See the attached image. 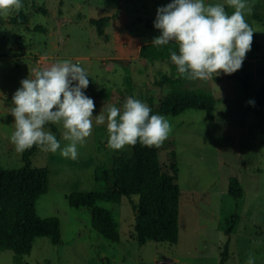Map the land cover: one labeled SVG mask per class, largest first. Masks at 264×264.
<instances>
[{
  "label": "rangeland",
  "instance_id": "rangeland-1",
  "mask_svg": "<svg viewBox=\"0 0 264 264\" xmlns=\"http://www.w3.org/2000/svg\"><path fill=\"white\" fill-rule=\"evenodd\" d=\"M19 11L29 19L14 24L0 15V166L15 169L24 165L23 153L15 151L10 137L14 117L10 114L12 96L20 81L41 67L70 60L88 74L86 96L95 103L93 115L103 106L123 110L128 97L147 105L157 103L171 87L156 86L162 74L177 76L171 62L141 59L140 46L161 33L154 27L157 9L173 0H21ZM234 8L226 0H204ZM253 13L245 14L253 29L251 51L241 70L214 79L188 80L187 88L210 93L217 101L212 112L186 109L168 118L171 133L159 147L161 163L168 169L176 162V183L180 189L179 235L175 243L135 239L134 212L127 197L120 202L98 200L117 223L119 242L104 238L91 224L88 208H74L67 196L77 191L104 188L97 178L111 171L120 161L132 156L131 146L123 150L107 147L105 125L93 122L92 135L78 145V158L72 160L38 149L31 166L48 170V191L36 203L37 214L55 216L60 222V243L37 238L24 264H164L170 258L177 264H220L227 246L225 264H246L252 254L255 264H264V107L250 110L256 92L264 84V0H246ZM45 10V11H44ZM106 19L99 31L98 21ZM38 27V29H35ZM215 76V74H214ZM248 80L247 88L242 79ZM105 109V115H106ZM45 126L56 135L61 149L68 141L63 129ZM172 152L176 156L173 157ZM236 179L242 195L236 199L228 192ZM134 202L138 197L132 196ZM13 251H0V264H13Z\"/></svg>",
  "mask_w": 264,
  "mask_h": 264
},
{
  "label": "clouds",
  "instance_id": "clouds-1",
  "mask_svg": "<svg viewBox=\"0 0 264 264\" xmlns=\"http://www.w3.org/2000/svg\"><path fill=\"white\" fill-rule=\"evenodd\" d=\"M226 4L235 9L232 14L226 12L224 4L206 6L204 0H173L157 9L154 27L161 34L152 45L178 46L179 54L171 51L170 59L181 77L207 81L221 73L232 75L241 70L254 34L245 14L251 15L254 6L246 0H226ZM23 7L21 0H0V15L19 13ZM20 85L10 107L14 117L10 142L18 153L36 146L53 154L60 150L61 156L76 160L78 145L86 144L94 121L96 125L106 124L110 150H123L138 142L158 148L172 130L167 117L150 115L152 109L147 103L131 96L122 111L104 105L100 114L94 116V100L84 93L89 86L88 74L70 60L42 66L21 80ZM46 125H60L67 145L61 149L56 135ZM246 264H255L252 254Z\"/></svg>",
  "mask_w": 264,
  "mask_h": 264
},
{
  "label": "trees",
  "instance_id": "trees-1",
  "mask_svg": "<svg viewBox=\"0 0 264 264\" xmlns=\"http://www.w3.org/2000/svg\"><path fill=\"white\" fill-rule=\"evenodd\" d=\"M45 11V10H44ZM14 24H27L29 19L19 13L11 19ZM106 19L95 21L99 31ZM38 29V27H35ZM171 51L178 52V46H154L152 42L140 46L138 56L143 60L169 62ZM54 63V61H53ZM45 62L41 63V67ZM189 79L178 73L173 77L162 74L154 81L156 86L168 84L170 91L158 100L149 102L151 114L179 115L186 109L213 111L214 97L198 88H187ZM245 88L248 80L242 79ZM264 107V84L256 92L254 104L249 107L260 113ZM48 126V125H46ZM54 132H58L51 125ZM132 156L120 161L111 171H103L98 180L104 188L96 191H77L69 194L67 200L74 208H88L91 211L92 227L104 238L119 242L117 223L111 213L96 206L98 200L120 202L127 197L134 212L133 232L141 245L147 240L175 243L179 235L180 189L176 183L178 166L172 162L168 169L161 163L159 147H145L139 142L131 146ZM39 148L23 153L24 165L15 169L0 166V251H13V264H24L23 256L31 252L37 238L47 237L52 243H60V222L55 216L42 217L37 214L38 198L48 191L49 174L43 167L31 166L30 158ZM173 157L176 156L172 152ZM228 192L238 199L243 191L236 179L231 180ZM137 196V202L131 198ZM220 264H225L227 246L222 253Z\"/></svg>",
  "mask_w": 264,
  "mask_h": 264
},
{
  "label": "water",
  "instance_id": "water-1",
  "mask_svg": "<svg viewBox=\"0 0 264 264\" xmlns=\"http://www.w3.org/2000/svg\"><path fill=\"white\" fill-rule=\"evenodd\" d=\"M160 262L164 264H177L175 261H173L170 258H162Z\"/></svg>",
  "mask_w": 264,
  "mask_h": 264
}]
</instances>
